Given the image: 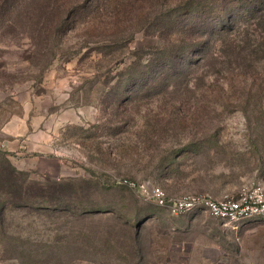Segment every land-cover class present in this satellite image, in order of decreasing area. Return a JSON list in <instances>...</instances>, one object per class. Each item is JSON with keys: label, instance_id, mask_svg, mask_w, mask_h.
<instances>
[{"label": "rangeland", "instance_id": "obj_1", "mask_svg": "<svg viewBox=\"0 0 264 264\" xmlns=\"http://www.w3.org/2000/svg\"><path fill=\"white\" fill-rule=\"evenodd\" d=\"M62 1L0 0V264H264V218L175 215L131 185L220 199L264 181V29L242 12L168 70L144 29L49 30ZM111 1L121 30L171 0Z\"/></svg>", "mask_w": 264, "mask_h": 264}, {"label": "trees", "instance_id": "obj_2", "mask_svg": "<svg viewBox=\"0 0 264 264\" xmlns=\"http://www.w3.org/2000/svg\"><path fill=\"white\" fill-rule=\"evenodd\" d=\"M5 2L10 7V0ZM66 3L68 8H61ZM61 5L45 18L49 30L61 27L66 31L82 25L88 38L101 42L122 38L130 40L132 37L128 35L144 29L163 43L161 54L156 53L155 59H149L153 60L150 65L154 66L155 62L168 70L174 69L176 64H194L197 57L204 60L207 56L203 51L207 45L205 34L232 32L236 28L234 20L242 12L247 20H256L257 28L264 29V0H182L178 3L171 0L165 3L158 16L131 19L129 25L121 30L120 18L108 14L115 5L110 0H63ZM239 6L243 11L236 12ZM212 21L216 23L210 28L208 22Z\"/></svg>", "mask_w": 264, "mask_h": 264}, {"label": "built area", "instance_id": "obj_3", "mask_svg": "<svg viewBox=\"0 0 264 264\" xmlns=\"http://www.w3.org/2000/svg\"><path fill=\"white\" fill-rule=\"evenodd\" d=\"M155 204L166 207L172 214H184L198 210L222 221L223 225L236 229L242 221L264 218V181H257L241 189L235 195H225L220 199L204 193L183 194L168 197L157 186L131 183Z\"/></svg>", "mask_w": 264, "mask_h": 264}, {"label": "crops", "instance_id": "obj_4", "mask_svg": "<svg viewBox=\"0 0 264 264\" xmlns=\"http://www.w3.org/2000/svg\"><path fill=\"white\" fill-rule=\"evenodd\" d=\"M5 145H3V147H4Z\"/></svg>", "mask_w": 264, "mask_h": 264}]
</instances>
